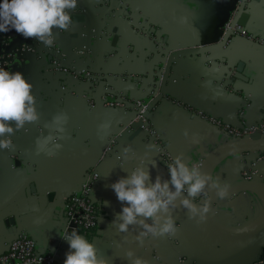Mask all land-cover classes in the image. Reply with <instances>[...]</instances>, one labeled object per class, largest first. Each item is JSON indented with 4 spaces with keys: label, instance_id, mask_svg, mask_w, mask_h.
Instances as JSON below:
<instances>
[{
    "label": "crops",
    "instance_id": "0c3cea01",
    "mask_svg": "<svg viewBox=\"0 0 264 264\" xmlns=\"http://www.w3.org/2000/svg\"><path fill=\"white\" fill-rule=\"evenodd\" d=\"M232 1L135 2L154 10L160 23L166 22L169 27H165V34L174 29L185 30L190 25L188 31L178 34L183 43L189 44L193 34L207 32L218 22ZM247 26L256 33L264 32V0L255 1ZM11 32L14 30L8 31L9 34ZM6 34L0 32V53L4 50L14 51L18 47L17 39H5ZM66 34L68 36L61 35L58 38V45L61 50L69 53L71 47L78 44V40ZM128 36V41L139 40L138 35L134 36L130 31ZM95 45V49L88 53V57L93 56L90 66L83 63L79 64L80 67H88L102 74H113L116 70L122 77L131 75L137 78L151 67L144 47L130 51L132 46L126 45V52L119 53L120 58L113 55L103 62L99 56L104 53V45ZM237 46L236 51L222 54L225 62L204 64L192 56L174 66L175 74L172 77L177 81L172 84L171 79L168 86L173 97L168 98L169 103L155 105L149 113L155 130L160 133L171 156L182 155L189 166L201 164L207 153L228 142V138L209 119H216L232 127L241 124L251 127L260 122L264 112V49L244 41ZM40 60L34 55L24 54L16 56L9 66V71L24 74L33 85L32 92L36 98L40 94L46 96L39 101L40 119L26 124V130L21 129L12 136L16 159L11 161L6 150H0V250L16 233L25 232L36 241L40 252H55L58 256L57 264H64L65 253L69 250L67 241L63 239L67 224L65 200L78 192L83 174L97 165L86 158V154L91 149H103L113 140V156L97 165L101 178L94 185L92 195L98 209V227L87 239L94 242L99 252L104 247L109 257L116 260L115 264H130L126 257L128 250L133 251L134 256L144 259L146 264H162L155 257L149 240H145L143 245L135 240L140 230L138 226H130L127 233L118 232L112 226V220L121 211V202L108 187L117 179L126 177L128 171L139 164L141 157L145 158V166L152 179L156 175H160L162 180L169 179L159 153L155 147L148 149L149 144L142 137L117 135L127 117L122 111L105 110L99 101H86L75 92L60 93L59 85L52 79L48 86L43 83L38 70L47 63L46 59L43 62ZM236 64L243 68L240 79H234L233 68ZM121 83L120 89L127 98L141 99L144 96L143 91L133 85L134 81L123 80ZM178 97L184 101H179ZM60 112L68 116L64 137L57 141L61 144L60 150L53 159L43 153L36 154V139L50 133L45 125ZM197 112H202L207 119L197 116ZM105 121L111 123L107 140H102L97 134V128ZM185 131L188 137H185ZM193 137L196 143L192 142ZM126 146L131 149V159L128 160L122 156ZM145 152H148L147 157L144 156ZM132 153L135 155L132 156ZM117 155L122 157L123 168L117 166ZM259 156L258 153H244L224 158L211 167L209 174L221 183L232 185L244 179L242 175L245 167L254 165L256 178L264 181V161L259 160ZM152 161L156 163L154 168ZM210 203L216 215L234 227H248L264 215V198L254 192L240 193L222 201L211 198ZM173 217L179 228L177 233L173 237L160 238V241L170 248L169 251L175 257L188 264H251L264 248V230L253 236L233 238L219 233L206 221L197 223L186 212H173ZM106 247H111L110 251Z\"/></svg>",
    "mask_w": 264,
    "mask_h": 264
},
{
    "label": "water",
    "instance_id": "95a60500",
    "mask_svg": "<svg viewBox=\"0 0 264 264\" xmlns=\"http://www.w3.org/2000/svg\"><path fill=\"white\" fill-rule=\"evenodd\" d=\"M135 1L136 0H79L77 8L73 10L72 14L75 23L69 31H58L56 33V41H58L61 35L66 36V33H69L71 39L78 40V44L73 48L71 47L69 53L62 50V52H64L71 61L75 62L77 66L83 63H87V66H90L93 56L87 58L83 56V54H78L77 51L84 47L87 51L92 52L95 49L93 47L95 42L97 43L95 47L99 44L104 45V53L99 56L103 62L113 55L120 58L119 53L124 54V52H126V45L132 46V48H129V50L131 49L130 51L138 49V47H144L147 60L151 62V67L147 69L144 75L138 77L137 82L133 85L144 93L141 100L147 101L148 104L143 116L146 117L151 124L152 121L149 117L150 111L157 104L161 103L164 105L169 103L168 98L173 97L171 91L168 90V86L171 84L170 80L172 79V84L177 81L176 78L172 77V74H175V72L173 73V67L181 64V61L185 58L193 56L195 60L210 65H214L218 62H225L226 60L222 59V54L224 52L236 51L237 45L241 41L264 49V47L248 42L246 39H243L233 32V29L237 25L247 34L259 36L264 40V32L256 33V31L254 32L253 29L247 26L251 10L256 0H233L229 8L223 13L222 18L219 19L212 28L208 29L207 32H202V34H193V40L189 44L183 43L178 34L182 31H188L190 25L185 30L175 31L174 29L171 30L170 33L165 34L164 29L168 26L166 22H163L164 24L162 22L160 23L155 12H153L154 10L151 11L142 3H137ZM179 5L183 7L181 3H179ZM130 18L146 21L148 26H150L149 32L156 39V43H153L148 37L139 35L134 26L129 23ZM53 31H56V29L54 28ZM128 31L132 32L134 36L138 35L139 40L128 41ZM12 38H14V35ZM93 39H96V41L93 42ZM51 53L52 52H49L46 58H41L40 61L43 62L45 61L44 59H46L45 62L47 64L40 66L38 71L42 77V82L46 83L48 86L50 85V79L54 80L57 85H59L58 90L60 93L71 94L75 92L76 95L81 98L87 95L88 100H96L101 104L102 98L106 95H113L116 92L122 91L120 89V84H122L120 79L121 73L116 70L113 71V75L117 76L116 78H105V80H102L97 85L79 80H64V78L54 75L49 71L52 61ZM233 69H235L234 79H240L243 71L242 65L236 64ZM116 80L118 82H116ZM105 87L110 88L111 91L105 90ZM45 96L46 94H40V96L36 98L38 104L40 103V99L45 98ZM177 99L179 101L182 100V98L179 97ZM182 101H184V99ZM125 123L126 121L124 124ZM124 124L119 128L117 135L126 134L131 138L142 137L145 139L146 135L140 133L138 124H132L130 126V129L134 131L131 135L124 131ZM108 145L103 149H91L89 153L86 154V158L97 165L106 162L113 156L112 152L108 155L105 154ZM244 153L264 154V136L252 134L245 139L228 141L227 143L219 145L205 155L200 164L201 171L209 174L211 167H213L215 163L224 158ZM97 165H94L88 171L93 169V172L98 173L101 178V172ZM205 192H207L211 198H216L214 190L206 188ZM244 192L258 193L264 198V181L259 178H255L254 180L243 179L230 185L229 194L234 193V195L230 197ZM16 194H18V192L15 193L13 198L16 197ZM176 211L187 213L182 207H177L173 212ZM212 211L211 209L207 214L206 222L225 236L242 238L259 234L264 230V215L258 222L248 227L239 228L224 223L217 215L213 216L211 214ZM149 242L155 257L159 259L162 264H188L187 261H182L175 257L169 251L170 248L162 244L160 238H152ZM106 248L109 249V251L111 249V247ZM4 249L5 247L0 250V255L3 253ZM100 254L108 260V264L116 263L115 259L109 257V253L104 250V247H101Z\"/></svg>",
    "mask_w": 264,
    "mask_h": 264
},
{
    "label": "clouds",
    "instance_id": "9594fccd",
    "mask_svg": "<svg viewBox=\"0 0 264 264\" xmlns=\"http://www.w3.org/2000/svg\"><path fill=\"white\" fill-rule=\"evenodd\" d=\"M79 0H0V32H15L25 39L37 38L45 46L54 44L58 31L71 30L75 21L73 10ZM71 10V11H69ZM56 31H53V29ZM33 85L21 72H11L0 67V150L14 148L12 136L25 125L35 123L40 119L39 104L32 92ZM68 116L57 113L45 127L50 129L48 135L38 137L35 141L36 154L43 153L53 159L60 150V141L65 134ZM110 121L98 125L97 134L100 139L107 140ZM188 137V132H184ZM193 143L196 138L193 137ZM154 149L153 145H147ZM131 149L126 146L122 150L123 159L128 160ZM135 154L132 153V156ZM145 157L148 152H145ZM117 166L123 168L122 157L117 155ZM156 167L155 161L151 162ZM169 179L162 180L160 175L154 179L145 166V158L139 159V164L128 171L126 177L117 179L108 185L121 202V211L112 220V226L121 233H127L131 227L138 226L139 232L135 240L143 245L145 240L152 238L173 237L178 226L173 217V211L182 207L189 218L197 223L207 220V214L212 209L211 197L205 192L206 188L215 191L216 200H225L229 194L230 185L221 183L208 173L201 171L200 164L189 166L182 155L172 157L167 164ZM186 193V194H185ZM203 193L204 198L197 203V197ZM107 205V201L104 202ZM211 214L216 215V211ZM239 230V229H238ZM69 250L65 253L64 264H108L101 256L94 242H90L76 231L63 235ZM126 257L130 264H146L145 260L134 256L128 250Z\"/></svg>",
    "mask_w": 264,
    "mask_h": 264
},
{
    "label": "built area",
    "instance_id": "2783aa9c",
    "mask_svg": "<svg viewBox=\"0 0 264 264\" xmlns=\"http://www.w3.org/2000/svg\"><path fill=\"white\" fill-rule=\"evenodd\" d=\"M129 23L134 26L139 35L148 37L153 43H156V39L149 32L150 26H148L146 21L130 18ZM241 31L242 28L237 25L233 29V32L236 35L246 39L248 42L264 47V40L262 38ZM6 35L5 39L10 37L11 39H17L18 41V47L14 51L4 50V52L0 53V67L6 68L7 70H9V66L11 65L10 63L16 56L31 54L37 58H46V55H48L49 52H52V61L50 63L49 71L58 77L64 78V80H79L97 85L102 80H105V78L114 79L117 77L113 74L96 73L88 67L77 66L75 62L71 61L66 54L62 52L58 45V41H56V35L52 46H45L35 37L25 39L21 35L17 34L15 30L10 34L7 32ZM13 35L14 38H12ZM77 53L88 57L89 51L83 47L78 49ZM122 76L123 75L121 74V81L129 80L136 83L138 79L137 77L131 75H127L126 77ZM116 82L118 81L116 80ZM105 90L111 91L108 87H105ZM82 97L86 101H89L87 95ZM147 104L148 103L145 100L135 99L134 97L127 98L122 94V91L116 92L113 95H106L102 98V107L105 110H120L127 115V120L123 127L124 131L129 135L134 132L130 129V126L132 124L139 125L140 133L142 135L145 134V141L148 142L149 145H153L155 147L167 172V164L171 162L172 156L162 142L160 133L156 131L151 122L143 116V113L147 108ZM90 106H92V103ZM196 115L200 118L207 119L202 112H197ZM209 120L223 132V134L228 138V141L245 139L252 134L264 136V112L261 115L260 122L251 127H247L245 124H241L238 127H232L230 125H225L216 119ZM112 143L113 140L106 148L105 154L108 155L112 152ZM6 152L11 161L16 159L13 149H6ZM259 155V160L264 161V154ZM242 177L246 180H254L256 178V173L253 171V165L248 168L245 167ZM99 179V174L93 172V169L84 173L78 192L74 196L65 200L64 215L67 222L65 233L76 231L80 235H85L87 232L96 230L98 227V209L93 200L92 193L93 187ZM203 198L204 194L201 193L197 197L196 202H200ZM4 247L5 249L0 255V264H57L58 261V256L55 252H40L37 249L36 241L25 232L16 233L12 240L6 243ZM251 264H264V248L260 250L258 256Z\"/></svg>",
    "mask_w": 264,
    "mask_h": 264
},
{
    "label": "trees",
    "instance_id": "16d2710c",
    "mask_svg": "<svg viewBox=\"0 0 264 264\" xmlns=\"http://www.w3.org/2000/svg\"><path fill=\"white\" fill-rule=\"evenodd\" d=\"M95 232V230H91L85 234L86 238H90L92 234Z\"/></svg>",
    "mask_w": 264,
    "mask_h": 264
},
{
    "label": "rangeland",
    "instance_id": "374dc122",
    "mask_svg": "<svg viewBox=\"0 0 264 264\" xmlns=\"http://www.w3.org/2000/svg\"><path fill=\"white\" fill-rule=\"evenodd\" d=\"M253 168H254V165H253Z\"/></svg>",
    "mask_w": 264,
    "mask_h": 264
}]
</instances>
